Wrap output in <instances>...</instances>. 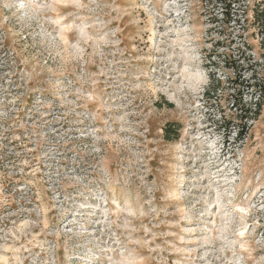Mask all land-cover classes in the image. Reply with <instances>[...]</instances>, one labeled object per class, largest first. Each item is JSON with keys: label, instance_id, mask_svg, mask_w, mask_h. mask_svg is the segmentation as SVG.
<instances>
[{"label": "rangeland", "instance_id": "obj_1", "mask_svg": "<svg viewBox=\"0 0 264 264\" xmlns=\"http://www.w3.org/2000/svg\"><path fill=\"white\" fill-rule=\"evenodd\" d=\"M233 1L0 0V264H264V94L228 82L264 0Z\"/></svg>", "mask_w": 264, "mask_h": 264}, {"label": "trees", "instance_id": "obj_2", "mask_svg": "<svg viewBox=\"0 0 264 264\" xmlns=\"http://www.w3.org/2000/svg\"><path fill=\"white\" fill-rule=\"evenodd\" d=\"M236 2L237 1L233 0H215V3L219 4V6L221 5L220 8H222V14L226 18V23L234 20L236 22L239 21V15L236 11ZM252 12L254 17L253 23L259 29H261L264 21V7L259 9L256 6L252 9ZM207 58L208 60L210 59V54L207 55ZM228 68L231 69V73L233 75L228 79L230 86H232V95H230L233 98L232 107L240 112L238 116L241 117V113L244 112L245 114H247L245 115L247 116V118L255 120L260 111V106L258 105L259 97L264 94V75L260 74V76L258 77L259 73L252 64L242 69V71L239 69L238 65H232ZM242 72H246L247 74H249V77L246 78L244 77V75H241ZM221 84L222 82L219 79L215 78V76H213L212 74H209V81L207 87L203 92L205 98L208 100L212 99L217 94V91L220 89L219 87H221ZM250 92L252 94H256V92H259V94H257V100H255V102L252 104H248L243 100V96ZM245 106L247 107L245 108ZM226 125L229 126L228 121L227 124L223 125L224 130H226ZM163 131V138L167 141H170L177 136L178 127H172V123L169 122L164 126ZM235 134L236 136H238V138H241V136L243 135L242 129H237Z\"/></svg>", "mask_w": 264, "mask_h": 264}]
</instances>
